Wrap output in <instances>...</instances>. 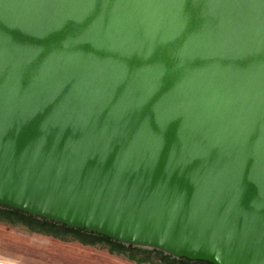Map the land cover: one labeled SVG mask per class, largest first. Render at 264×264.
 Wrapping results in <instances>:
<instances>
[{"label":"water","instance_id":"95a60500","mask_svg":"<svg viewBox=\"0 0 264 264\" xmlns=\"http://www.w3.org/2000/svg\"><path fill=\"white\" fill-rule=\"evenodd\" d=\"M0 205L264 264V0H0Z\"/></svg>","mask_w":264,"mask_h":264},{"label":"rangeland","instance_id":"374dc122","mask_svg":"<svg viewBox=\"0 0 264 264\" xmlns=\"http://www.w3.org/2000/svg\"><path fill=\"white\" fill-rule=\"evenodd\" d=\"M0 262L5 264H139L100 246L60 241L0 221ZM149 264V263H141Z\"/></svg>","mask_w":264,"mask_h":264},{"label":"trees","instance_id":"16d2710c","mask_svg":"<svg viewBox=\"0 0 264 264\" xmlns=\"http://www.w3.org/2000/svg\"><path fill=\"white\" fill-rule=\"evenodd\" d=\"M0 221L21 225L33 233L50 236L60 241H76L82 245L100 246L111 254L122 255L139 264H211L203 260L175 258L156 249L124 244L97 232L70 227L5 205H0Z\"/></svg>","mask_w":264,"mask_h":264},{"label":"snow or ice","instance_id":"6c2138e0","mask_svg":"<svg viewBox=\"0 0 264 264\" xmlns=\"http://www.w3.org/2000/svg\"><path fill=\"white\" fill-rule=\"evenodd\" d=\"M176 36L178 37L179 36V32L176 33ZM175 38V37H174ZM167 117H165L164 115H161L160 116V119L161 121H163L164 119H166Z\"/></svg>","mask_w":264,"mask_h":264},{"label":"bare ground","instance_id":"6f19581e","mask_svg":"<svg viewBox=\"0 0 264 264\" xmlns=\"http://www.w3.org/2000/svg\"><path fill=\"white\" fill-rule=\"evenodd\" d=\"M0 264H5V263L0 262Z\"/></svg>","mask_w":264,"mask_h":264}]
</instances>
